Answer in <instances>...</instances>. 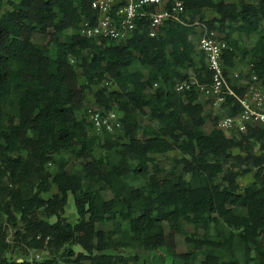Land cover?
Returning <instances> with one entry per match:
<instances>
[{
    "label": "trees",
    "instance_id": "trees-1",
    "mask_svg": "<svg viewBox=\"0 0 264 264\" xmlns=\"http://www.w3.org/2000/svg\"><path fill=\"white\" fill-rule=\"evenodd\" d=\"M2 1L0 172L12 187L4 188L11 200L0 201V217L6 214L15 224V212L20 213L24 238H31L34 247L47 240L57 247L82 246L88 255L70 264L116 263L117 258L95 252L107 250L111 239L97 225L118 227V221L128 223L124 246L167 248L172 264H194L208 248L212 251L203 264H264V128L228 135L217 128L218 119L196 91L174 89L192 76L211 82L197 38L191 39L199 36L197 22L228 42L225 73L240 95L248 85L240 83L243 76L234 78L238 61L264 82V0H184L187 24L169 21L156 37L141 28L122 44H98L78 33L84 20L96 21L95 0H16L12 10H3ZM207 11L216 16L209 19ZM36 34L45 37L43 44L33 41ZM136 63L147 74L131 70ZM95 87L91 103L121 111L123 134L91 135L86 101ZM141 117L149 124L144 126ZM209 120L214 128L207 132ZM96 147L105 150L100 158L94 155ZM172 151L182 156L170 169L160 168L154 156ZM60 154H69L73 162L60 160L51 180L45 164ZM78 164L80 171L69 170ZM250 173L254 180L243 188L239 178ZM139 176L147 179L144 186L127 181ZM53 182L58 193L43 198ZM29 187L37 191L23 195ZM106 190L111 198L104 196ZM70 194L78 214L75 224L63 216ZM39 211L57 221L41 219ZM186 225L204 230V236L187 235ZM211 230L223 235V246L232 253L228 260L220 262L216 253L224 242L209 236ZM180 234L186 235L185 253L176 250ZM7 247L0 223V264H31L9 262Z\"/></svg>",
    "mask_w": 264,
    "mask_h": 264
},
{
    "label": "built area",
    "instance_id": "built-area-1",
    "mask_svg": "<svg viewBox=\"0 0 264 264\" xmlns=\"http://www.w3.org/2000/svg\"><path fill=\"white\" fill-rule=\"evenodd\" d=\"M92 7L98 15L96 21L84 20L78 33L98 44L103 41L125 43L141 28V31L147 30L150 37H156L169 21L187 24L183 19L184 0H95ZM195 25L199 31L197 48L205 56L211 82L199 83L192 76L178 82L175 91L182 94L196 91L207 111L218 119L217 128L226 134L243 135L252 128H264V82L257 75L246 73L240 83L248 88L240 95L225 73L224 53L230 49L228 42L207 25L198 22ZM234 77L240 78V72ZM236 108L237 112L229 113ZM87 118L93 136L123 134V113L117 108L108 110L93 101Z\"/></svg>",
    "mask_w": 264,
    "mask_h": 264
},
{
    "label": "rangeland",
    "instance_id": "rangeland-1",
    "mask_svg": "<svg viewBox=\"0 0 264 264\" xmlns=\"http://www.w3.org/2000/svg\"><path fill=\"white\" fill-rule=\"evenodd\" d=\"M231 1V0H228ZM12 2H16V0H3L2 5H3V10H12ZM0 15H2V12H0ZM72 31H68L67 34L71 33ZM63 39V37H61ZM33 41L36 44H43L45 42V37L40 34H36L34 36ZM243 41H246V38H243ZM196 42V41H195ZM249 45H251V42L246 41ZM197 51L199 52L198 48ZM55 48L53 47L52 49V55H54ZM200 53V52H199ZM202 54V53H201ZM198 59V56H196ZM238 63H241L238 61ZM245 67L247 66L246 63H241ZM244 67L245 70H247ZM78 72L80 73V79L82 82H84V77L81 74L80 68L77 67ZM137 69H142L141 66L136 63L131 70H137ZM145 74H147V71L142 69ZM238 71V70H236ZM247 77L248 74H247ZM235 78V77H234ZM98 87L93 88L92 91L87 92V101L88 104H91V100H93L94 93L98 90ZM142 124L148 125L149 124V119L145 117L140 118ZM214 128V125L212 122L209 120L205 126V130L207 132H210ZM229 135V134H228ZM257 152H260L259 146H257ZM237 152V151H236ZM105 154V150H103L102 147H96L94 150V155L97 158H100L102 155ZM23 155L26 156L27 153L23 152ZM182 154L179 151H172L168 152L165 154L161 155H155L154 158L156 159V163L160 168H165L166 170L170 169L171 166L173 165L174 159L180 158ZM53 158L55 160L48 161L45 164V172H49L53 176L58 172V163L60 160L63 159H70L71 162H73V159L70 158L69 154H60V155H54ZM80 165H70L69 170H73L75 172L80 171ZM50 180V182H51ZM253 174H247V175H242L239 178V182L242 185L243 188L248 186L251 182H253ZM131 185L134 186H144L147 182V179L143 176H139L138 178H128L127 180ZM35 182H37L35 180ZM37 184H35L36 187ZM6 187H12L9 182L8 178L4 177L1 175L0 172V201L8 202L11 200V197L7 194V191L4 189ZM31 188L29 187L28 189L25 188L23 189V195L27 193H35L37 191V188ZM87 187V183H84V188ZM33 189V191H32ZM58 193V188L52 183L51 189L49 192H45L42 194V197L45 199H49L53 197L55 194ZM104 196L106 198H111L112 194L110 191L106 190L103 192ZM15 216L17 218V222L14 224L13 222L10 221V218L4 214L0 217V223L2 226H4V229L6 231V242H7V249L4 252L5 258L9 260V262H18V263H23V262H29V263H36V262H44L47 260H56L59 264H70L73 260H75L79 255H88V253L83 249L82 246L80 245H71L67 244L63 247H57L54 245L52 242H49L47 240L44 242V245L42 247H34L32 245H29L28 242L31 241V238L28 240L24 238V235L26 234L25 231V224L21 218V214L18 212H15ZM39 216L41 219H44L48 221L49 223H55L57 221L56 217H49L47 216L43 211H39ZM64 218L67 219L68 222L71 224H75L78 220V214L76 211V206H75V200H74V195L70 194L69 195V200L65 208V213L63 214ZM117 224H120L118 227L116 224L112 222H105V223H100L97 225V229L99 231H104L108 232L110 234L111 239L108 241L109 243V248L105 251L98 252L96 251L95 254L99 255H108V256H113L117 258V262L114 264H172V258L170 254L167 251V248H160L159 250L156 251H149L144 248H139L137 246H124L125 239L123 238L124 232H127L128 230V223L127 222H122L118 221ZM167 231L169 230L168 224H166ZM186 232L187 235H193L197 234L199 236H204L205 232L204 230H196L193 226L191 225H186ZM209 236L214 238L215 240H223L220 239L222 238L223 235H218L215 230H211L209 233ZM224 242V240L222 241ZM224 243L220 246L221 248L218 249L219 251L216 253L219 256L220 262L225 261L229 259V256L232 255V253L229 250H226V247L223 246ZM70 250L74 252V255H70ZM176 250L178 253H185L188 251V244L186 243V235H177L176 237ZM212 251V249L208 248L206 249L205 252L201 253L198 257V259L195 261L194 264H203L204 260L206 259V254L207 252ZM237 254V253H236ZM135 256H138L139 260L136 262L134 259ZM255 264V263H252Z\"/></svg>",
    "mask_w": 264,
    "mask_h": 264
},
{
    "label": "crops",
    "instance_id": "crops-1",
    "mask_svg": "<svg viewBox=\"0 0 264 264\" xmlns=\"http://www.w3.org/2000/svg\"><path fill=\"white\" fill-rule=\"evenodd\" d=\"M207 16L210 19V18L215 17L216 15H215V12H213V11H207ZM196 38H197V34L194 35L191 39H192V41L195 42ZM244 67L245 66L243 64L237 63V66H236L235 70L233 71V74H235L236 72H240V75L243 76V77L246 76V73L250 74V72H249V69H250L249 66H246L245 67L247 70H245ZM236 70H238V71H236Z\"/></svg>",
    "mask_w": 264,
    "mask_h": 264
}]
</instances>
